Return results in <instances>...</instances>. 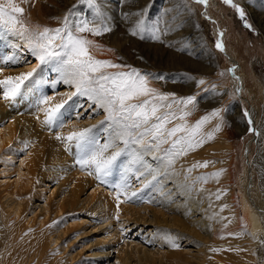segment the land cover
<instances>
[{
    "label": "bare ground",
    "instance_id": "bare-ground-1",
    "mask_svg": "<svg viewBox=\"0 0 264 264\" xmlns=\"http://www.w3.org/2000/svg\"><path fill=\"white\" fill-rule=\"evenodd\" d=\"M66 3L67 0H37L39 18L32 21L23 15L25 23L30 28L38 23L41 26L58 27ZM46 5H51L59 15L48 13ZM20 6L24 8L22 3ZM109 34L111 32L99 36L83 34L94 41L90 51L97 59H117L123 45L121 40L125 39L126 34L131 35L127 29H121L115 36ZM17 44L21 47L16 48ZM110 44H115L116 48H111ZM13 55L19 57L21 62L4 63L8 56ZM29 56L32 55L23 46V42L0 24V68L3 69L0 79L31 70L25 65V58ZM120 56L124 58L121 54ZM58 79L59 73L55 71L54 64L40 65L15 103L10 104L0 96V178L5 179L3 183L0 182V264H42L44 261L45 264H179L180 261L189 259L195 260L192 264H243L246 261L244 253L238 249L241 247V237L250 240L246 245H258V257L259 254L262 255L259 261L264 264V247L259 244L260 236L264 234V222L263 226L260 225L258 218L250 210L246 220L241 218L233 193V140L227 142L222 138L225 135L219 133L222 136L220 137L215 132L211 142L219 143L227 151L220 168L225 171L218 178H208L206 183L196 181L194 186L192 184L195 177L213 172L202 170L197 173L193 169L189 175L186 170L196 161H205L198 156L205 154V148L211 142L206 141L205 147L203 144L187 156L180 157L170 168L166 167L165 162L155 159L152 153L143 152L144 161L157 171L139 177L135 170L128 173V192L142 189L153 174L157 175V180L143 188L142 192H138V198L131 202L122 194L120 200L123 202L119 206L117 220L116 190L111 185L121 181L123 167L129 157L125 154L120 158L111 175L107 177V183L98 181L94 175H88L86 169L80 168L76 163V146L66 149L62 141L56 140V133L66 135L74 128L95 124L97 127L91 135L102 143L107 139L104 131L107 124L100 125L89 114L83 119V114L91 102L86 97L76 96L62 110L61 121L64 126L50 130L43 123L45 113L42 109L46 106L40 103L41 99L44 96L53 97L49 102L51 105L66 99L60 94L74 91L62 82L53 84ZM77 113H80L79 119L76 118ZM262 126L264 138V123ZM225 132H228L225 138L233 136L231 129ZM15 159L19 161V165L16 178L10 182L11 175L3 174L11 170ZM178 165L185 169L181 173L193 176L191 184L182 181V177L172 171ZM255 165L259 172V191L264 203V142L260 146V157ZM136 169L144 171L139 165ZM221 181L226 183L221 185ZM195 188L197 194H194ZM218 190L219 200L216 199ZM203 199L206 202L204 204ZM199 202L202 204L201 208L197 207ZM251 202L255 204L254 200ZM247 206L249 205L245 202L243 207L248 209L250 206ZM260 211L264 215V211ZM164 213H169L174 223H183L185 230L164 231L155 225L151 229L146 228L147 223L156 221ZM209 217L212 219L209 220ZM201 221L206 225L204 234L208 249L225 247L215 251L218 253L215 259L207 260L197 253V241L193 237L197 235L196 224L197 228H203L198 225ZM245 221L249 229L247 232L245 225L243 228ZM220 227L230 232L225 231L226 234L220 238L216 234V229ZM191 228L194 229L193 233ZM237 233L240 235H236ZM82 235L86 237L82 238ZM193 243L196 254H192L190 248ZM173 244L177 246L173 247ZM66 248L69 249L68 252L65 251ZM245 264L251 263L246 261Z\"/></svg>",
    "mask_w": 264,
    "mask_h": 264
},
{
    "label": "rangeland",
    "instance_id": "rangeland-1",
    "mask_svg": "<svg viewBox=\"0 0 264 264\" xmlns=\"http://www.w3.org/2000/svg\"><path fill=\"white\" fill-rule=\"evenodd\" d=\"M97 3L106 17L109 27L112 29L110 31L111 34H109L112 36L118 35L121 29H127L130 35L129 29L134 26L135 21L138 19L133 13L148 5H151L145 17L148 24L153 23L157 19H162L173 28L166 36L162 37L163 42L153 41L147 35H145L144 39H141L139 36H128L126 34L124 36L125 39L121 40L123 45L119 49L118 57L113 62L140 69L145 74H153L149 78L150 85L158 88L161 92H174L178 96L199 93L195 109L186 118L189 124H194L195 121L210 113L214 108L226 109L222 113L225 123L220 131L223 132H216V135L220 137L226 136L228 132H225V130L228 131L229 129L233 132L231 138L228 139V136L226 137L227 139L225 136L222 138L227 142L233 140L231 182L234 196L239 205V216L246 220L248 210L253 211L258 218L257 222L263 226L264 215L261 214L260 210L264 211V203H262L261 197L263 196L259 191L260 178L258 179L259 172L256 170L255 162L260 157V146L264 142L262 137V124L264 123V0H233L234 4H238L244 9L247 20L253 25V29L247 28L236 8L231 4L225 3L224 0H208L207 4L197 3L196 0H123V2L122 0H97ZM22 4L25 10L23 15L27 19L35 21L39 18L37 0H24ZM73 5H76V8L73 9L75 13L73 19H94L93 9L87 4H80L78 0H67L61 19ZM46 9L50 14H58L51 5H46ZM123 13H129V16L125 18ZM51 27L54 28L55 26ZM217 40L222 42L223 51L216 47ZM110 46L111 48H116L115 44H110ZM123 49L125 53H123ZM100 50H103V48H100ZM38 64L39 62L33 56L25 58V65L28 68L36 67ZM229 69L232 71H229ZM107 70L127 71L129 69ZM154 76H163L164 79H155ZM193 77L196 80L203 78L205 84L198 87L196 80L192 79ZM212 85H216L215 91L211 90ZM203 89H209V91L205 92ZM245 111L249 114L248 117L244 116ZM88 114L93 115L92 118L96 122L102 121L105 116V112L102 109H96V106L91 103L82 118H86V116H89ZM249 118L253 121L251 127L257 129L260 133L259 135L248 131L250 127L248 124ZM217 122L216 119L211 120L208 125L204 126V131H211ZM208 141L211 142V140ZM208 145L205 148L207 151L204 149L205 154H202L201 157L198 156V158L213 161L214 163L209 164L205 169H195L194 171L197 173L202 170H206L205 172L220 170L224 154H227L226 149L221 148L217 142H211L209 147ZM136 147L138 151H142L139 146ZM18 165L19 161L15 159L11 170L3 174L4 176L7 174L11 175L10 182L16 178ZM184 170L183 168L181 169V165L172 168L174 173L182 177V181L191 184L190 181L193 176L190 177L185 173H181L185 172ZM186 176L188 177L187 179L185 178ZM4 181L5 179L0 178L1 183ZM225 183L226 181L220 182L221 185ZM192 185L194 186L195 183ZM196 191L197 189L195 188L194 194L198 193ZM252 200H254L257 207L251 202ZM204 202L203 199L202 204ZM245 202L250 206H247L249 207L248 209L243 207ZM202 204L199 202L197 207L201 208ZM165 214L158 216L155 219L156 221H154L155 223H147L145 225L146 228L151 229L154 227L152 225H155L164 231L167 229L185 230V227H182L185 226L183 223L180 221V223L178 221L174 223L172 216L169 213H167L169 216ZM208 219L211 220L212 218L209 217ZM201 223L198 225L203 228H197L196 224L195 228L197 230H195L197 232L195 233L197 235L193 237V240L197 241L195 242L197 243L195 244L197 253L207 258V260L215 259L218 253L212 251V248L209 250L205 245L207 239L204 234L206 225L202 221ZM245 223L246 221L243 224V228L245 225V232H247L249 229L247 223ZM177 224L179 226H175ZM193 230L190 231L193 233ZM225 231L227 232L226 228L220 227L216 229V234L219 237H223L226 234ZM85 237L86 235H82V238ZM248 240L241 237L239 243L242 248L238 247V249L244 253L243 257L246 261L251 264H260L261 261L259 260L262 255L259 254L258 257V245H246ZM259 244L264 247L263 233L260 236ZM70 245L72 246V244ZM192 245L190 247L192 248V254H196L194 243ZM223 249L225 247H220L218 251ZM65 251L68 252L69 249L66 248ZM194 261L189 259L180 261L179 264H185V262H187L186 264H192ZM44 262L46 263V261ZM44 262L42 264H45Z\"/></svg>",
    "mask_w": 264,
    "mask_h": 264
},
{
    "label": "snow or ice",
    "instance_id": "snow-or-ice-1",
    "mask_svg": "<svg viewBox=\"0 0 264 264\" xmlns=\"http://www.w3.org/2000/svg\"><path fill=\"white\" fill-rule=\"evenodd\" d=\"M22 2L24 0L19 2L18 0H0V24L23 42V46L39 64L27 72H21L15 76H4L0 79V96L10 104L15 103L38 67L52 63L55 65V71L59 73V79L53 81V84L62 82L72 87L74 91L60 94L66 99L51 105L49 102L53 100V97L44 96L41 99L40 103L46 106L42 109L45 113L43 123L50 130L53 127L64 126L61 121L62 110L76 96L86 97L92 105L96 106V109H102L105 112L104 119L98 122L100 125L107 124L104 129L107 139L104 142L101 143L91 135L93 129L97 127L95 124L74 128L66 135L57 132L55 138L62 141L68 150L75 145L78 149L76 163L81 169H86L88 175H94L103 183H107V177L111 175L120 158L125 154L129 157L127 164L123 167L121 181L111 185L116 190L118 212L115 218L119 220V206L123 202L120 196L123 194L125 199L131 202L134 198H138V192H142L143 188L149 187L153 181L157 180V175L153 174L151 180L146 181L142 189L128 192L130 187L127 180L128 173L135 170V174L139 177L157 171L144 161L142 153H152L155 159L165 162L166 167L170 168L180 157L187 156L189 152L195 151L206 141L214 139L215 132H219L225 123L222 113L226 109L214 108L194 124H189L186 118L195 109L199 93L178 96L174 92H161L150 85L149 78L153 74H145L140 69L128 65L115 64L112 60L97 59L90 51L94 41L83 34L99 36L112 30L97 0H78L80 4H87L93 9L94 19H73L75 16L73 9L76 8V5H73L63 16L60 25L54 28L41 25L30 28L23 18L25 10L20 6ZM196 2L207 4L208 0H196ZM224 2L236 8L245 26L253 29V25L248 22L246 13L240 5L234 4L233 0H224ZM150 8L151 5H148L133 13L138 19L129 32L141 39L147 35L153 41L163 42L162 37L173 28L162 19L148 24L145 17ZM123 16L127 18L129 13H123ZM15 47L20 48L21 45L17 44ZM96 47L102 46L96 45ZM216 47L221 51L224 50L219 40L216 42ZM8 62L17 64L21 61L19 57L13 55L4 60V63ZM121 68L129 70H107ZM229 71L232 70L229 69ZM2 72L3 69L0 68V73ZM154 78L164 79L163 76H154ZM192 79L196 80L194 77ZM196 84L198 87L202 86L205 80L200 78L196 80ZM215 89L216 85H212L211 90L215 91ZM203 91L207 92L209 89H203ZM248 115L245 111L244 116L248 117ZM76 118H80V113H77ZM213 119L218 121L213 129L204 131V126ZM248 124L249 132L255 135L260 134L257 129L251 127L253 124L251 118L248 119ZM136 146H139L142 151H138ZM211 163L214 162L196 161L186 171L190 175L193 169L207 168ZM137 165L143 167L144 171L140 172L136 169ZM224 171L220 169L217 172L197 176L193 183L196 181L206 183L208 178H218ZM216 199H220L219 190ZM176 246L173 244V247ZM212 251H218V249L214 248Z\"/></svg>",
    "mask_w": 264,
    "mask_h": 264
}]
</instances>
